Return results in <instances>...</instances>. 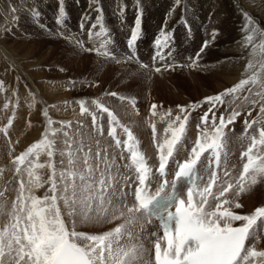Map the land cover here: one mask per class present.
I'll return each instance as SVG.
<instances>
[{"label": "snow or ice", "instance_id": "snow-or-ice-1", "mask_svg": "<svg viewBox=\"0 0 264 264\" xmlns=\"http://www.w3.org/2000/svg\"><path fill=\"white\" fill-rule=\"evenodd\" d=\"M182 3L183 0H174L176 7ZM93 5H96L94 10L97 15L88 29L89 39L109 36L103 9L99 6L100 0H90L89 7ZM29 11L32 20L45 29V25L39 24L41 12L37 8ZM120 11L122 13L123 9ZM185 11L189 9L185 8ZM142 14L141 8L127 40L129 49H134L141 38ZM171 14L172 10L169 12ZM242 15L245 18L243 47L250 49L251 57L246 64V78L220 93L204 97L202 103L209 105L208 111L200 118L197 138L188 158L182 162L175 157L185 147L187 124L191 111L197 107L196 103L187 107L177 105L178 114L169 121L162 142L156 143V124L151 123L153 142L158 150V167L153 169L140 151L139 141L132 129L122 124L111 109L99 100H94L92 103L97 111H90L86 101H78L81 115L91 116L92 127L99 136L104 135L101 120L103 114H107L108 136L114 141L115 148L120 150V159H125V153L128 154L129 162L124 167L134 172V180L132 177L120 176L115 156L109 158L107 149H101L99 141L96 142V163L93 164L91 147L85 151L83 138H69V133L64 131L65 127H71V122L62 121L61 128H54L56 121L49 116L47 108L43 110L46 127L41 138L12 158L18 188L10 208L6 203H0V264H264V250L256 247L261 235H264V206L255 208L251 214L234 211L243 207L239 202L243 194L264 182V127L258 129V136L250 137L247 149L241 152V159L246 158V162L238 176H233L226 165L221 175L222 156L227 155L225 128L233 124L241 113L233 109L227 118L221 114L217 123L214 111L228 102L227 97H231L234 102L241 94L248 93L243 95V100L253 106L258 105L259 113L264 115V29L247 12H242ZM67 18L65 0H57L55 21L58 30L53 35L68 40L85 52L121 63L107 47L111 43L110 39H106L101 47L90 48L75 36H65L63 28ZM90 19L87 13L82 15L81 30ZM182 22L190 32L187 19L182 18ZM97 27L98 31L95 30ZM218 34L217 29L212 30L211 38L203 41L195 58H190L189 66H199L202 54ZM172 38L173 33L161 29L154 40L157 51L153 60H165L163 50L169 47ZM136 59L135 54H132L125 58V62ZM139 67L142 71L161 73L183 65L165 63L161 67H150L140 63ZM3 87L0 81V90ZM254 88L258 90L254 92ZM108 95L117 97L118 93L110 92ZM252 95L258 99H250ZM118 98L135 108V97ZM8 107V103H5L4 108ZM157 108L154 103L150 106L152 116L159 115L161 120L171 116V109L160 114ZM257 123V120H245L246 131ZM12 124L13 120L9 118L8 124L2 129L5 135ZM117 128L125 139L120 138ZM61 133L66 137V147L59 155L67 157V166H64L65 161L62 159L58 169L54 158L57 154L56 137ZM81 153L83 169L79 167ZM205 153L208 154L206 172L210 171V174L201 176L198 165L203 162ZM41 156L47 159L41 162ZM172 163H175L176 170L174 178L169 181L167 177ZM114 168L117 169L115 173ZM44 169L49 171L46 179L41 174ZM157 176L160 181L155 192H152L151 184ZM120 179H123V185H120ZM181 185L186 187L184 195L181 194ZM45 186V195H36V191ZM127 189H131V192ZM129 195L132 197L131 204L128 203ZM3 196L4 192H0V197ZM229 196L232 198L229 199ZM62 208L68 217L73 218L71 227L66 223ZM77 220L80 223L121 222L109 231L89 234L76 231ZM153 220H157L162 229V235L152 233L148 241L154 249V256L152 249H146L141 242L145 226ZM236 222H240L238 226Z\"/></svg>", "mask_w": 264, "mask_h": 264}, {"label": "rangeland", "instance_id": "rangeland-1", "mask_svg": "<svg viewBox=\"0 0 264 264\" xmlns=\"http://www.w3.org/2000/svg\"><path fill=\"white\" fill-rule=\"evenodd\" d=\"M89 4L90 0H65V8L68 14L65 27L63 28L65 36L69 34L75 36L77 39L83 40L86 47L90 48L101 47L106 39H110L111 43L107 47L121 63L118 64L115 60L106 59L95 53L85 52L74 44L69 43L68 40L53 35L58 30V25L55 21L57 0H0V81L4 85L3 90H0V170H3L0 173L2 174L0 175V191L2 186H4V189H9V196L12 195L11 193L15 196L18 188V177L14 178L15 165L12 163V158L25 151L28 146L41 138L46 127V120L42 115L45 108L48 109L49 116L56 121L53 125L54 128H61L60 122L62 121L71 122V127H65L64 131L69 133V138H75L76 140L83 138L85 151H87L88 147H91L93 164L96 163L94 155L97 151V141H99L101 149H107L109 158L115 156L116 164L120 160L122 161L119 155L120 150L115 148L114 141L108 136L107 114H103L101 120L105 129L104 135L99 136L92 127L91 116L81 115L78 103L80 100L86 101V106L89 107L90 111H97L92 101L99 100L117 115L122 124L132 129L138 141L140 140L138 133L141 128L146 132L156 152H158L156 143L160 141L158 139L159 132H161L160 125L164 136V130L169 121L173 120L178 114L177 105L187 107L196 103V109L194 111L190 110L191 114L186 129V133L189 134L191 132L185 136L187 141L185 143L190 145L186 144V148L184 147V152L188 156L187 153L190 152L189 149L192 147L191 143H194L199 132L197 125L201 124L200 118L209 108L208 104L202 103L204 97L220 93L246 76V62L251 57L250 49L243 47L244 33L242 28L245 24V18L242 12H249L248 14L251 15L250 11H252L254 16L251 17L262 29L264 21V0H183L180 7L174 5V0H139V4L137 0H100L99 6L103 9L104 24L110 35L89 39L88 29L95 22L97 15L94 10L96 5L89 7ZM13 8L16 9L15 12L12 11ZM32 8H37L41 12L39 24L45 25V29H41L32 20L29 11ZM141 8L143 9L141 38L136 42L134 49H129L127 40L134 27L137 12ZM185 8L189 9V11L186 12ZM121 9H123L122 13ZM170 10H172L171 15H169ZM85 13L91 19L85 23L84 29L81 30L80 21ZM182 18L187 19L191 28L190 32L188 27L182 22ZM260 20L263 21L261 22ZM162 28L173 33V38L169 47L163 50L165 60L160 61L158 58L153 60L157 51L154 47V40ZM213 29H217L219 34L211 46L202 54L198 61L199 66H189L190 58H195L203 41L211 38ZM95 30L98 31L99 28L97 27ZM42 40H46L43 43L47 44V46L44 44L43 47L39 46ZM56 45L58 47L54 48ZM181 47H183L182 50ZM5 51L14 56L16 63H12L9 57L3 53ZM67 52H70V54H67ZM132 54H135L136 58H138L130 63H125V58ZM89 56L90 58H88ZM89 59L91 62L100 63L101 68L99 69L102 71L83 72L86 68L83 62ZM122 62H124L125 67ZM140 63L148 64L150 67H161L165 63L183 65V67L175 68L176 71L180 70L178 73L182 74V77H178L175 70L161 73L142 71L139 67ZM130 64L134 66L132 65L133 67H131ZM238 65L242 66L240 74H234L233 69H237ZM19 67L26 73L31 74L34 84H39L45 89L41 93V99L38 97V92L31 86L24 71H20ZM104 68L107 70L106 75L110 69H114L113 73L116 74L113 75L111 73L112 77L110 76V78L103 77ZM115 70H119V72ZM195 70L199 75H204L205 77L196 78L192 81L194 77L190 75V72ZM217 71L219 72L217 73ZM213 77L216 78L217 82L213 81V79L215 80ZM153 78L157 79L156 81L159 83L165 79L167 84L173 85L171 89H168L171 91L167 90L168 93L167 91L162 93L158 83L156 85L153 84L155 81H153ZM182 80L188 86L179 84ZM190 81L194 84H189ZM134 82L137 84H134ZM257 90L253 89L254 92ZM110 92H116L118 96L135 97V108L127 101L121 102L118 96L112 97L108 95ZM243 95L249 94H241V97L234 102H232L231 97H227L226 101L228 102L214 110L218 123V118L221 114L227 118L233 109H245L237 110L240 113L242 112L241 115L237 117L233 124L225 128L226 136L235 134L232 127L237 128L240 132L237 140H244L242 134H245L249 139L253 135L258 136L259 129L256 124V126L254 125L246 131L245 120L259 121L257 116H253V113L259 115L260 113L259 106H253L249 102H245ZM33 97L35 100L34 104ZM250 99L258 98L252 95ZM5 103L9 105L7 109L4 108ZM153 103L158 106L157 112L160 114L171 109V116L164 120H161L159 115L152 116L150 106ZM113 106L118 108L117 113ZM14 107L15 115H13ZM249 112H251V115H249ZM97 115L99 117L100 114L97 113ZM7 116L8 119H5ZM259 117L262 119L261 115ZM9 118L14 119V123L11 126V130L8 129V133L5 135L2 129L8 124ZM153 122L156 124L157 129L156 143L152 141L153 135L150 125ZM259 123H263L262 120ZM209 128V132H211V114L209 115ZM117 133L122 136L121 139L126 138L119 128H117ZM193 134L194 136L196 135V138H192L194 137ZM189 137L190 139H188ZM65 139L66 137L62 133L56 137L57 154L54 159L58 169L61 167L60 161L62 159L65 161L64 166H67V157L59 155V152L66 147L64 144ZM188 140L192 141L189 143ZM244 141L247 142L246 146H248L250 140L246 139ZM140 142L139 147H141L140 151H142V142ZM183 153L180 152L178 154L182 156ZM178 154H176L177 157L175 159L179 157ZM127 155L125 153V159ZM80 156L81 162L79 166L83 169V153ZM207 156L208 154L206 153L204 158L206 157L207 159ZM46 159V156H41V162ZM116 170L114 168L113 172L115 173ZM41 174L46 179L49 171L47 169L41 170ZM120 185H122V179H120ZM46 191L47 186L37 190L36 195L44 196ZM242 202L245 203V199ZM242 210L244 209L241 208L240 211L234 209L239 214H245L243 213L245 211L242 212ZM62 212H64L66 220L68 218L66 210L62 208ZM72 219L69 217L68 223L71 224ZM239 223L236 222V226ZM83 225H86V223H83ZM97 227L101 230L104 229V232L111 230V228L105 230V226L101 224ZM76 231L82 232L83 230L76 229ZM262 237L264 235H261L259 242H261ZM81 243L83 242L81 241ZM257 248L264 250V246L262 248L257 246Z\"/></svg>", "mask_w": 264, "mask_h": 264}, {"label": "bare ground", "instance_id": "bare-ground-1", "mask_svg": "<svg viewBox=\"0 0 264 264\" xmlns=\"http://www.w3.org/2000/svg\"><path fill=\"white\" fill-rule=\"evenodd\" d=\"M238 2V1H237ZM244 7V6H243ZM260 8V7H259ZM257 9V8H256ZM79 11V10H78ZM226 12V11H225ZM249 13V12H248ZM250 13H251V15L250 16H254V13L252 12V11H250ZM255 18V17H254ZM261 21V20H260ZM263 21V20H262ZM261 21V22H262ZM262 25H263V29H264V21H263V23H262ZM51 41V40H50ZM49 41V42H50ZM86 41V40H85ZM43 42H46V40L45 41H43L42 40V42L41 43H39V46L40 47H43V44L44 45H46L47 46V44H45V43H43ZM53 42V41H52ZM62 42V41H61ZM87 42H88V40H87ZM51 43V42H50ZM56 44H58V43H56ZM38 45V44H37ZM55 45V44H54ZM58 45H61V44H58ZM53 46V45H52ZM58 46L56 45V46H54V48H57ZM233 47V46H232ZM176 48H178L177 46H176ZM180 48V47H179ZM182 48L183 47H181V50H182ZM229 48V47H228ZM241 48V47H240ZM235 49H236V47H235ZM242 49V48H241ZM193 50V49H192ZM230 50H231V48H230ZM234 50V49H233ZM126 51V50H125ZM226 51V50H225ZM228 51V50H227ZM235 51V50H234ZM234 51H233V53H234ZM249 51V50H248ZM139 52V51H138ZM174 52V51H173ZM224 52V51H223ZM222 52V53H223ZM230 52V51H229ZM228 52V53H229ZM236 52V51H235ZM3 53H5V55L7 56V57H9V59L12 61V63H16L15 62V60H14V56L13 55H11L9 52H7V51H5V52H3ZM140 53V52H139ZM191 53H193V52H191ZM221 53V52H220ZM227 53V52H226ZM231 53V52H230ZM67 54H70V52H67ZM219 54V53H218ZM86 55V54H85ZM151 55V54H150ZM155 55V54H154ZM87 56V55H86ZM140 56V55H139ZM152 56V55H151ZM227 56V55H226ZM246 56V55H245ZM88 58H90V56L88 57ZM92 58V57H91ZM138 58V57H137ZM151 58V57H150ZM230 58H231V56H230ZM235 59H236V57H235ZM238 59V58H237ZM242 60H245V59H242ZM37 62V61H36ZM132 62V61H131ZM234 62V61H233ZM236 62H237V60H236ZM240 62V61H239ZM243 62V61H242ZM38 63H39V61H38ZM123 64H124V62H122ZM126 63V62H125ZM127 63H130V62H127ZM152 63V62H151ZM247 63V62H246ZM245 63V64H246ZM119 64V63H118ZM122 64V65H123ZM244 64V65H245ZM83 65H84V67H86L84 70H83V72H85V71H88L89 73L90 72H94V71H102L101 69H99V68H101V66H100V63H95L94 61L93 62H91V60L89 59V60H87V61H85V62H83ZM128 65V64H127ZM131 65V64H130ZM133 65V64H132ZM131 65V67H133ZM239 67L236 69V68H234L233 69V72H234V74H238L240 71H241V69H242V66H240V65H238ZM124 67H125V64H124ZM123 67V68H124ZM121 68V67H120ZM208 68V67H207ZM106 68H104L103 69V74H102V76L103 77H106V78H110V76H111V73L113 74V75H115L116 73H113V71H114V69H110L109 70V73L106 75V71L107 70H105ZM117 69V68H116ZM136 69V68H135ZM19 70L20 71H24V70H22L20 67H19ZM120 70V69H119ZM119 70L117 71V70H115L116 72H119ZM122 70V69H121ZM137 70V69H136ZM173 71V70H172ZM82 72V73H83ZM175 72L177 73L176 75L178 76V77H182L181 75L182 74H180V73H178V72H180V70H178V71H176L175 70ZM174 72V73H175ZM219 71H217V73H218ZM24 73H25V76L27 77V79L30 81V83H31V86L33 87V89L35 90V91H37L38 92V97H39V99H41L42 97H41V93H42V91L43 90H45V89H43V87L41 86V85H39V84H34L33 83V79H32V76H31V74H28V73H26V71H24ZM127 74H129V73H127ZM137 74V73H136ZM240 74V73H239ZM106 75V76H105ZM123 75H125L124 73H123ZM122 75V76H123ZM190 75H192L193 77H194V79H192V81H194L196 78H204L205 76L204 75H199L197 72H196V70L195 71H191L190 72ZM242 75V74H241ZM129 76V75H128ZM238 76V75H237ZM112 77V76H111ZM207 77V76H206ZM244 77H246V76H244ZM243 77V78H244ZM120 78H121V76H120ZM126 78V77H125ZM211 78V77H210ZM213 78H215V77H213ZM139 79V78H138ZM165 79H166V77H165ZM165 79L162 81V82H158V81H156L157 79H155V78H153V84H155L156 85V83H158V86H160V88L162 89V93L163 92H166L168 89H171L172 88V86L173 85H169V84H167L166 83V81H165ZM212 79V78H211ZM123 81V80H122ZM127 81V80H126ZM213 81H215V82H217V80H216V78H215V80L213 79ZM163 83V84H162ZM193 83V82H192ZM192 83H191V81L189 82V84H191L192 85ZM218 83H219V81H218ZM134 84H137L136 82H134ZM179 84H181V85H184L185 84V86H188V85H186V83H185V81H183L182 80V82H179ZM194 84V83H193ZM176 85V84H175ZM177 86V85H176ZM127 87H129V86H127ZM192 87V86H191ZM175 88V87H174ZM183 88V87H182ZM185 88V87H184ZM135 89V88H134ZM150 90H152V89H150ZM155 90V89H154ZM193 90V89H192ZM221 90V89H220ZM156 91H158V90H156ZM169 91V90H168ZM168 91H167V93H168ZM171 91V90H170ZM169 91V92H170ZM194 91V90H193ZM172 92H173V90H172ZM171 92V93H172ZM174 93V92H173ZM195 93V92H194ZM199 93V92H198ZM152 94H154V93H152ZM172 95V94H171ZM175 95V94H174ZM154 96V95H153ZM156 97H158V96H156ZM176 97V96H175ZM174 97V98H175ZM67 99V98H66ZM156 102H157V98H156ZM170 102V101H169ZM113 104H116V103H113ZM113 108L115 109V111H116V113L118 112V108H116V106H113ZM147 109V108H146ZM240 109H243V108H237L236 110H240ZM243 110H245V109H243ZM242 113V112H241ZM246 114V113H245ZM257 116L258 117V119H259V121L260 120H262V122L263 123H257V126L260 128V127H264V115H261L262 116V119H260V115L259 114H257V113H253V116ZM136 117V116H135ZM242 117H244V116H242ZM5 119H8V116L7 117H5ZM127 119V118H126ZM253 119V118H252ZM13 120V123H14V119H12ZM138 120H139V118H138ZM137 120V121H138ZM142 120V119H141ZM143 121V120H142ZM249 121V120H248ZM139 122V121H138ZM144 122V121H143ZM135 123V122H134ZM237 126V125H236ZM256 126V125H255ZM160 127H161V132H159L160 134L158 135V139H160V141L159 142H161V140H163V138H164V136L162 135L163 134V130H162V126L160 125ZM137 128V127H136ZM135 128V129H136ZM233 128V131L235 132V134H232V136L231 135H227L226 136V149H228L229 151L227 152V155L226 156H223L222 157V165H223V163L224 162H226V163H228V170L230 171V172H232V174H233V176H238V174H239V171H241L242 170V165H243V163L244 162H246V158H245V160H242L241 159V152H243V151H245L246 149H247V146H246V144H247V142H245L244 140H250L249 138H247L246 136H245V134H242L244 137V140L243 139H240V140H237V136L238 135H240V132H239V130H237V128H234V127H232ZM10 130H11V127L9 128ZM134 129V130H135ZM193 129L194 130H196L194 127H193ZM210 129V128H209ZM256 129H257V127H256ZM192 130V129H191ZM189 131V130H188ZM197 131V130H196ZM226 131V130H225ZM136 133H137V131H136ZM191 133V132H190ZM189 133V134H190ZM195 133V132H194ZM186 134H188V133H186ZM188 134V135H189ZM227 134V133H226ZM257 134V133H256ZM190 136H192V135H190ZM193 136H194V134H193ZM196 136V135H195ZM192 137V138H196V137ZM122 136L120 135V138H121ZM138 137H139V141H141L142 142V152L144 153V155H145V157H146V159H147V161H148V164L151 166V167H153V169H155L158 165V163H157V159H158V152H156V149H154L153 147L154 146H152V144H151V141H150V139H149V137L147 136V134H146V132H144L141 128L139 129V133H138ZM122 139H124V138H122ZM187 139V138H186ZM188 139H190V137L188 138ZM193 140V139H192ZM192 140H188V142L190 143V141H192ZM153 141V140H152ZM185 139H184V145L185 146H187L188 144L187 143H185ZM140 142V143H141ZM158 142V143H159ZM187 142V141H186ZM187 144V145H186ZM193 144L194 143H191V146H193ZM140 145V144H139ZM188 146H190V145H188ZM141 148V147H140ZM186 148V147H185ZM191 148V147H190ZM188 149H189V147H188ZM190 150V149H189ZM185 151V149L184 148H182L181 150H180V152L181 153H183ZM187 151V150H186ZM180 152H179V154H180ZM189 153V152H188ZM187 153V154H188ZM179 154H178V156H179ZM206 154V153H205ZM95 156V155H94ZM177 157V156H176ZM95 158V157H94ZM182 158L183 159H187L188 158V156H186V154H185V152L183 153V155H182ZM206 158V157H205ZM228 158H230V159H228ZM120 160V159H119ZM128 161V159H127V157H126V159H122V161L120 160L119 162H118V170H119V172H120V175L122 176V177H124V176H127V177H130V175L133 173L134 174V172L131 170V169H128V168H125L124 167V165L125 164H127V161ZM177 160V159H176ZM96 161V160H95ZM7 163V162H6ZM5 163V164H6ZM82 164V163H81ZM82 166V165H81ZM9 167V166H8ZM80 167V166H79ZM84 167V166H83ZM205 166H203V167H201V168H199V170H200V172L201 173H203V168H204ZM3 168H4V166H3ZM235 168H237V169H235ZM127 169H128V171H127ZM8 170V169H7ZM222 173H223V171H221V175H222ZM210 174V173H209ZM0 175H2V174H0ZM203 175V174H202ZM207 175H208V173H207ZM174 178V175H168V177H167V179L168 180H172ZM1 179V178H0ZM1 181V180H0ZM159 181H160V178L157 176L156 178H154L153 179V181H152V184H151V191L152 192H155V189L157 188V186H158V183H159ZM123 183H124V181H123V179H122V185H123ZM0 184H1V182H0ZM203 185H201V187H202ZM128 191H129V189H128ZM0 192H4V196L3 197H0V203H6L7 204V206L10 208V205H11V201L15 198V196H13V193H11L12 195L11 196H9L8 194H9V189H4V186H2V189H1V191ZM232 197L231 196H229V199H231ZM245 199V203H243L242 201ZM131 202H132V199L129 197V199H128V203L129 204H131ZM239 202L243 205V209L244 210H242V212L243 211H245V212H243V213H245V214H251L252 212H254V210H255V208H257V207H260V206H264V182H261V183H259V184H257L256 186H254L253 188H252V190L250 191V192H247V193H245V194H243L240 198H239ZM241 210V208L238 210L237 209V211H240ZM68 219H69V217L66 219L67 221H66V223L69 225V227H71V224L70 223H68ZM121 221H115V222H112V223H107V222H92V223H86V225H83V223H80L79 222V220H77V223H76V229H82L84 232H87V233H90V234H100V233H102V231L104 232V229H100L99 227H97L98 225H104L105 226V230L106 229H112L113 227H115L118 223H120ZM239 225V224H238ZM237 225V226H238ZM82 231V232H83ZM107 231V230H106ZM134 231H139V229H135ZM149 236H148V231L146 230V226H145V229H144V231H143V233H142V235H141V242L144 244V246H145V248L146 249H150V245L148 244V241H149ZM149 245V246H148ZM260 247V248H262V246H264V237H262V240H261V242H259V244H256V247ZM152 249V248H151ZM259 250V249H258ZM261 250V249H260ZM145 258H147V256L145 257Z\"/></svg>", "mask_w": 264, "mask_h": 264}]
</instances>
